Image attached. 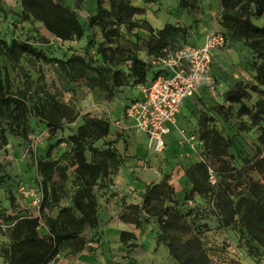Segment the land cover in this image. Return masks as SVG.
<instances>
[{"label":"rangeland","instance_id":"obj_1","mask_svg":"<svg viewBox=\"0 0 264 264\" xmlns=\"http://www.w3.org/2000/svg\"><path fill=\"white\" fill-rule=\"evenodd\" d=\"M61 1L75 9L84 27L81 40L59 41L42 23L23 19L20 0L0 2L1 38L6 41L16 38L33 42L46 51L50 58L66 60L79 55L92 66L102 63L101 57L96 53L98 43L113 48L119 45L149 61L143 42L148 33L135 29L129 34L121 28L120 36L113 43H108L98 27H88V18L95 12L96 0H81L79 6V0ZM133 1L146 9L144 15L136 18H146L155 28L162 27L165 23L185 28V37H176L171 43V50L187 44L198 45L201 36L207 31L221 32L228 37L224 48L214 56L211 65L212 84L203 87L182 105L176 124L165 139V148L161 152H155L146 147L141 131L133 128L128 139L116 131L119 126L116 122L125 120L124 108L140 95L137 86L122 87L108 99L105 92L92 87L87 79L72 76L67 68L57 63L36 61L28 55H23L18 63H12L0 56V63L8 71L13 91L28 89L29 94L39 93L41 98L51 96L71 106L76 114L75 121L60 128L55 135L50 133L45 121L37 118H30L28 121L27 139L6 132L8 143L0 147V178H3L0 181V209L9 215H24L27 212L34 214L33 201L42 192L39 184L41 178L36 174L31 155L41 160L47 157L48 151L51 159L57 160L60 166L66 168L67 179L61 190L59 205L46 206L44 212L48 216H55L59 206L70 205V193L78 182L74 180L73 150L64 139L71 130H76L83 123L85 116L101 117L110 123V132L105 138L95 141V146L104 148V142L109 141L116 149L119 142L127 150L132 137V142L139 144L138 152L130 156L118 153L120 164L117 171L95 187L99 224L96 229L84 232L87 239L85 249L78 253L65 249L50 264H177L170 257L167 247L158 239L160 229L154 217L143 220L139 227L124 224L120 219L128 205L142 204V194L148 184L159 183L164 177L173 188L172 194L167 192L164 196V205L188 222L192 233L202 240L212 264H264L262 249L249 251L245 243L248 237L238 225H222L221 213L214 203L213 194H198L189 175L196 163L203 162L216 167L217 179L224 176V171L220 169L222 161L209 156L205 151L200 136L202 115L211 117L209 124L231 140V146L221 158L229 167L240 168L258 152L260 127L253 126L245 116L238 117V105L225 103L223 96L237 82H253L255 67L260 59L245 39L234 36L222 23L218 0H196L195 7L188 10L178 6L179 0ZM252 21L256 25H262L264 16L252 17ZM91 74L94 76L93 72ZM261 99L264 97L252 93L246 104L252 106ZM215 104L231 106L227 118L212 108ZM86 157L90 159L87 151ZM122 167L126 168L129 182L138 184V188L128 184L127 191L115 189L114 176ZM249 175L254 180L259 179L256 172H250ZM239 190L235 189L236 195ZM5 228V224L0 221V264H7L4 256V249L8 244ZM124 230L133 232L136 239L122 244L119 235ZM39 232H46L44 223L40 224Z\"/></svg>","mask_w":264,"mask_h":264},{"label":"trees","instance_id":"obj_2","mask_svg":"<svg viewBox=\"0 0 264 264\" xmlns=\"http://www.w3.org/2000/svg\"><path fill=\"white\" fill-rule=\"evenodd\" d=\"M218 1L221 8L220 19L227 30L234 36L245 39L260 59L255 67L253 82H237L223 96L225 103L238 105V117L245 116L253 126L260 127L259 146L258 152L243 166L229 167L221 158L231 146V140L209 124L211 117L202 115L200 136L205 151L209 156L222 161L220 169L224 171V176L217 179L215 185H211L208 166H212L216 174L218 171L213 164L203 162L196 163L189 175L198 194H213L214 203L221 213L222 225H238L248 237L245 242L248 250L260 248L264 253V125H261L264 122V99L258 100L252 106L246 104L252 93L264 97V22L256 25L252 21V17L264 16V0ZM80 2L81 0L77 6ZM195 2L196 0H179L178 6L188 10L195 7ZM106 3L108 6H105ZM20 4L23 19L42 23L59 41L83 38L84 27L75 9L66 6L61 0H20ZM145 12V7L135 5L133 0H96L95 12L88 18V27H98L108 43H113L120 36L121 28L129 34L135 29L143 30L148 33L143 42L145 52L150 58L185 46L170 49L176 37H185V28L171 23L155 28L146 18H136ZM225 38L228 42L226 35ZM96 53L101 57L102 63L92 66L79 55L66 60L50 58L46 51L33 42L16 38L6 41L0 36V56L8 61L18 63L23 55H28L36 61L57 63L67 68L72 76L87 79L92 87L105 92L108 99L122 87H139L146 83L149 76L156 77L162 72L150 60H144L135 52L125 50L119 45L113 48L98 43ZM44 94L48 95L47 92ZM212 108L225 118L231 111V106L225 104H215ZM30 118L45 121L50 133L55 135L60 128L73 123L76 114L71 106L51 96L41 98L39 93L29 94L28 89L13 91L8 71L0 63V147L8 143L7 131L27 139ZM109 132L110 123L106 119L85 116L83 123L76 130H71L64 139L73 150L74 180L78 183L70 193L71 204L59 206L55 216L46 215L44 210L46 206L59 205L61 190L67 179L66 168L60 166L57 160L51 159L50 151L41 160L31 155L36 174L41 178L40 215L34 216L28 212L24 215H9L0 209V221L6 226L3 231L8 238L7 247L4 249L7 264H48L65 249L73 253L85 249L87 239L84 232L87 229H96L99 224L95 187L100 181L114 174L120 164V157L112 142L105 141L104 148L94 145L95 141L105 138ZM86 151L89 152L90 159H87ZM250 172H256L259 179L254 180L249 175ZM238 188L240 192L236 195L235 189ZM167 192L172 194L173 188L165 177L159 183L148 184L142 194V204L128 205L120 216L121 221L139 227L143 220L154 217L160 229L158 239L167 247L170 257L177 264H212L202 240L192 233L188 222L179 213L164 205L163 199ZM41 222L46 229L44 234L39 232ZM119 239L122 244H127L128 241L136 239V235L124 230L120 232Z\"/></svg>","mask_w":264,"mask_h":264},{"label":"built area","instance_id":"obj_3","mask_svg":"<svg viewBox=\"0 0 264 264\" xmlns=\"http://www.w3.org/2000/svg\"><path fill=\"white\" fill-rule=\"evenodd\" d=\"M226 43L223 33L207 31L201 44H187L176 51L150 58L151 64L162 72L139 85L140 95L123 111V117L132 122L133 128L146 135L148 149L161 152L165 148V136L170 132V126L176 124L183 102L201 86L212 84L211 65L215 52ZM208 178L211 185L217 183V174L210 165ZM41 200L42 195L33 201L34 216L40 215Z\"/></svg>","mask_w":264,"mask_h":264},{"label":"crops","instance_id":"obj_4","mask_svg":"<svg viewBox=\"0 0 264 264\" xmlns=\"http://www.w3.org/2000/svg\"><path fill=\"white\" fill-rule=\"evenodd\" d=\"M133 3H134V1H133ZM135 5H137V6H141L140 4H136V3H134ZM141 7H144V6H141ZM160 28V27H159ZM203 36H204V33H203V35L201 36V38H200V41H199V43L198 44H201L202 43V41H203ZM217 52V51H216ZM216 52H215V54H216ZM145 60V59H144ZM150 60V59H149ZM149 78H150V76H149ZM148 78V79H149ZM203 87H205V86H201L199 89H198V91L199 90H201ZM197 91V92H198ZM188 99H186L184 102H183V104L187 101ZM182 104V105H183ZM182 107V106H181ZM180 111H181V109H180ZM179 114H180V112L177 114V116H176V120H177V117L179 116ZM120 123V124H119ZM116 125H119V126H117L116 127V131H118V133L121 135V136H123V138L125 137L126 139H128L129 138V134L131 133V132H133V126H132V122L130 121V120H128V119H125L123 122L121 121V122H116ZM173 129V126H170V130H172ZM142 133V135L145 137V140H146V144H147V137H146V135L143 133V132H141ZM169 134V133H168ZM168 134H166V136H165V139H166V137L168 136ZM130 141H129V143H128V146H127V150H125V148L124 147H121L120 146V143L118 142L117 144H116V149H117V152L119 153V154H121V155H126V156H130V155H134V154H136L137 152H138V149H139V144H137V143H135V142H132L133 140H132V137L129 139ZM147 147V146H146ZM148 148V147H147ZM137 169V168H136ZM124 176V177H123ZM126 177V178H125ZM114 182H115V189L116 190H120V191H127L128 190V184H132V186H135V187H137L138 188V184H134L133 182L131 183V182H129V179L127 178V175H126V168L125 167H122L121 169H119L118 170V172H117V174L114 176ZM124 224H127V223H124ZM129 225H131V224H129Z\"/></svg>","mask_w":264,"mask_h":264}]
</instances>
